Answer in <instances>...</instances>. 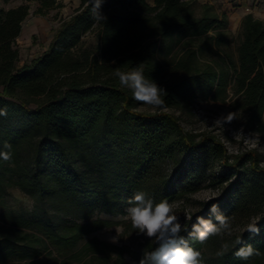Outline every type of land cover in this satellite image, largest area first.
Wrapping results in <instances>:
<instances>
[{"label":"trees","instance_id":"trees-1","mask_svg":"<svg viewBox=\"0 0 264 264\" xmlns=\"http://www.w3.org/2000/svg\"><path fill=\"white\" fill-rule=\"evenodd\" d=\"M151 1L102 0L104 21L81 0L48 49L23 66L17 40L33 6L34 15L46 17L63 4L0 7V109L7 112L0 116V152L11 153L9 161L0 158V198L16 186L35 202L29 216L4 213L9 228L0 233V264H49L39 261L45 252L82 264H128L126 253L139 262L156 241L139 251L98 238L82 243L113 225L95 213L127 216L137 191L174 203L205 188L219 194L199 201L181 232L202 264H264V20L246 14L232 52L228 13L197 0ZM92 33L97 42L87 46ZM117 68H140L165 87L164 107L135 101ZM230 93L261 141L236 154L216 134L186 130L173 111L198 98L227 102ZM211 204L229 217L231 234L200 242L192 225L209 217ZM252 222L258 235L245 230ZM238 238L259 254L236 257Z\"/></svg>","mask_w":264,"mask_h":264},{"label":"rangeland","instance_id":"rangeland-1","mask_svg":"<svg viewBox=\"0 0 264 264\" xmlns=\"http://www.w3.org/2000/svg\"><path fill=\"white\" fill-rule=\"evenodd\" d=\"M63 7L52 10L46 17H41L33 14L36 5L33 6L32 14L27 18L23 25V31L17 40V46L20 50V66L30 63L33 59L42 55L52 42L55 31L60 27L64 19H68L74 11L79 7L80 0H60ZM64 2H67L65 4ZM24 3V0H0V6L7 8L16 7ZM154 4V0L151 1ZM211 4V3H209ZM219 13H229V32H230V51H235L243 39V32L241 29V22L234 18L233 8L237 7L233 4V0H216L212 4ZM231 5L227 10L222 11L223 6ZM221 10V11H220ZM96 34H89L85 41L87 46H94L97 42ZM1 90V88H0ZM233 94L230 93V98L227 102L206 100L198 98L192 104H184L180 108L174 109V113L180 117L182 125L186 130L195 133L210 132L218 135L227 145L229 151L233 154L246 151L253 147L260 146V137L258 134L248 130L245 126V114L238 111L232 106ZM231 114L233 119L231 122H225V118ZM218 190L205 188L201 192L192 196L189 201H177L172 203L174 212L178 216L182 227L190 218V214L197 209L198 202L206 200L212 196H217ZM35 210L34 200L22 192L18 187L13 186L10 189L9 195L0 198V233H3L5 228H9L6 223L4 213L6 211H13L16 213L31 215ZM95 218H102L110 220L113 225L99 230L86 237L82 243H86L93 238L109 242L125 250L139 251L148 241H156L154 238L149 239L143 235L138 234V230L133 228L130 219L127 216L120 214H106L97 212ZM81 222H89V220H81ZM82 245V244H81ZM56 253L45 252L40 258V262H49V264H82L76 259L74 261H67L56 258ZM116 257V254H114ZM126 262L128 264H139L126 253ZM114 260V259H113ZM111 261L114 263V261ZM88 262V259H84ZM5 264H25L24 262L11 261Z\"/></svg>","mask_w":264,"mask_h":264},{"label":"clouds","instance_id":"clouds-1","mask_svg":"<svg viewBox=\"0 0 264 264\" xmlns=\"http://www.w3.org/2000/svg\"><path fill=\"white\" fill-rule=\"evenodd\" d=\"M94 18L106 21L107 17L101 11L102 0H90ZM115 63V61H113ZM114 75L118 78L121 86L129 89L133 99L141 104L153 108H162L165 105V97L168 92L165 87L159 85L155 80L145 77L140 68L130 71L115 70ZM5 109H0V116H6ZM233 116L229 114L225 122H231ZM5 147H10L5 144ZM0 158L4 161L11 159L8 151L0 152ZM211 199V198H210ZM130 207L127 215L133 228L138 234L146 238H154L158 244L154 251L145 253L139 260V264H202L201 253L189 246L187 240L181 235L182 224L174 212V206L167 199L154 202V200L143 191L133 193L129 198ZM209 217L198 216L196 223L192 225L191 235L200 242L206 241L210 236L230 235L232 224L229 217L223 215L218 204H211ZM215 218V223L212 218ZM258 222L249 223L246 231L259 234ZM237 244L243 245L236 250V257L248 260L253 255H258V250L250 244H245L242 238H238ZM223 252H227L228 245H222Z\"/></svg>","mask_w":264,"mask_h":264},{"label":"crops","instance_id":"crops-1","mask_svg":"<svg viewBox=\"0 0 264 264\" xmlns=\"http://www.w3.org/2000/svg\"><path fill=\"white\" fill-rule=\"evenodd\" d=\"M197 1L199 4H207V3L214 4L216 2V0H197ZM64 3L67 4V2ZM233 4L239 7L235 9L231 7V5L228 6L225 5L222 7V11L221 10L220 11L223 12V10H227L229 7L230 9L233 8L232 14H234V18L236 21H240V22H242L244 16L249 13L253 14L257 18L264 20V0H233ZM80 5H81V0H80ZM0 7L5 9H10L5 6H0Z\"/></svg>","mask_w":264,"mask_h":264}]
</instances>
